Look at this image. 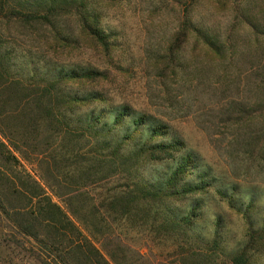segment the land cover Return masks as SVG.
I'll use <instances>...</instances> for the list:
<instances>
[{
  "label": "rangeland",
  "instance_id": "374dc122",
  "mask_svg": "<svg viewBox=\"0 0 264 264\" xmlns=\"http://www.w3.org/2000/svg\"><path fill=\"white\" fill-rule=\"evenodd\" d=\"M0 62V264L53 262L17 227L24 195L109 264H264V0H0ZM53 81L60 132L35 106ZM123 110L109 134L84 130ZM159 142L181 147L150 160Z\"/></svg>",
  "mask_w": 264,
  "mask_h": 264
},
{
  "label": "trees",
  "instance_id": "16d2710c",
  "mask_svg": "<svg viewBox=\"0 0 264 264\" xmlns=\"http://www.w3.org/2000/svg\"><path fill=\"white\" fill-rule=\"evenodd\" d=\"M1 59H4L3 57ZM91 74L75 75L72 73L63 74L59 76L57 80L67 79L69 81H74L85 76H90ZM10 80V74L6 67L0 62V81L6 83ZM56 81H53L51 88L47 90L40 91V96L36 97V109L40 115L45 116L46 119L52 124H54L57 130L60 132V129H63V126H67L68 123L64 121V114L61 112L60 108H64L59 102L57 104L51 105L52 102V84ZM48 97L49 100L43 104V98ZM58 101V100H57ZM22 103H26V98L21 100ZM70 105L77 104L79 101L75 98L70 100ZM68 106V110L71 106ZM26 113V112H24ZM129 113L126 110L118 112L114 115V119L110 124L103 122L101 117L95 116L93 113H89L85 117L84 130L87 132L88 136H91L93 132H99L100 134H109L112 129L121 123L122 119L127 117ZM141 123L144 124L143 119L134 120L133 124L139 126ZM100 125V128L97 126ZM55 132V133H59ZM148 133L151 138L163 137L165 135V128L157 126L154 128H148ZM97 144H102L105 147L107 146V140H100L96 142ZM181 147L180 143L168 144L165 145L162 142L155 143L152 146H148L146 153L148 154L150 160H163L171 159L172 154L177 152ZM115 153V151H114ZM187 162L184 165L180 166L173 174L171 175L170 182H168V187H175L176 180L184 174L186 169ZM111 165H116L114 160H111ZM200 188H189L182 190L181 192H175V195H191L197 193ZM27 200L26 206L19 208H12L14 215L22 221L23 224H17L19 231L23 236L32 239L34 242H38L48 253L52 256V264H109L104 257L101 255L99 250L96 248L94 243L85 238H82V233L78 225L71 220L65 213H63L60 208L52 204L48 200H38L36 203H33L32 199H29L25 196ZM186 222L188 220H185ZM39 222L40 227H43L45 232V237L50 240V242H41L38 240V234L33 233L32 228L34 224ZM82 259V260H81ZM234 264H243L242 260L234 259ZM245 264V263H244Z\"/></svg>",
  "mask_w": 264,
  "mask_h": 264
}]
</instances>
